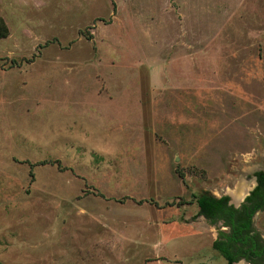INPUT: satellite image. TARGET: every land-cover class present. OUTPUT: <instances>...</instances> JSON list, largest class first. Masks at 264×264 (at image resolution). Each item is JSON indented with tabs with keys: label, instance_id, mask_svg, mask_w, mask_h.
Returning <instances> with one entry per match:
<instances>
[{
	"label": "rangeland",
	"instance_id": "1",
	"mask_svg": "<svg viewBox=\"0 0 264 264\" xmlns=\"http://www.w3.org/2000/svg\"><path fill=\"white\" fill-rule=\"evenodd\" d=\"M0 15V264H227L193 194L264 170V0Z\"/></svg>",
	"mask_w": 264,
	"mask_h": 264
},
{
	"label": "trees",
	"instance_id": "2",
	"mask_svg": "<svg viewBox=\"0 0 264 264\" xmlns=\"http://www.w3.org/2000/svg\"><path fill=\"white\" fill-rule=\"evenodd\" d=\"M8 35V25L0 15V38H5ZM254 175L257 184L251 190L250 194L246 196L241 208H234V206L228 205L230 197L227 194L219 197L207 191L193 194V199L198 207L199 214L213 222L223 218L228 224H231L234 211L235 214L236 212L240 213L239 217L235 219V230L230 233H223L220 238L213 241V248L219 251L226 259L227 264H233L235 260L228 247L229 243L238 241L243 245H249L251 250H255L258 246L256 243H252L251 237H259L260 235L258 232L252 235L250 234V230L252 229L253 215L258 210H264V170H257ZM260 253H264V248L260 250Z\"/></svg>",
	"mask_w": 264,
	"mask_h": 264
},
{
	"label": "flooded vegetation",
	"instance_id": "3",
	"mask_svg": "<svg viewBox=\"0 0 264 264\" xmlns=\"http://www.w3.org/2000/svg\"><path fill=\"white\" fill-rule=\"evenodd\" d=\"M256 184H257V180H256V177H255V184L248 191L249 194H250L251 190L256 186ZM249 194H247V195H249ZM246 196H244V198L239 202L238 205L236 203L235 204L231 203L230 200L228 202V205H232V206H234V208H241L242 204L245 202ZM259 211L260 210H258L253 215L252 229L250 230V234H252V235H254L257 232L259 233V235H260L259 237L258 236L257 237H251L250 236L252 243H256V245H258V246H257V248L255 250H253V249L251 250L249 245H243L241 242H238V241H235V243H229L228 247L230 249L231 255L235 259L233 264H239V263H241V264H264V253H260V250L262 248H264V238L262 237V235L260 234L258 229L255 227V223H254V218H255L256 214ZM239 215H240L239 212H236V214H235V211H234L233 219H232L231 224H228V222H226V220L223 219V218L217 220V222H219L220 225H221L219 233H218V238H220V236L223 233H230L233 230H235V228H234L235 219H237L239 217ZM206 219H208V218H206ZM209 221L213 222L211 220H209ZM212 246H213V244H212ZM251 246H252V244H251Z\"/></svg>",
	"mask_w": 264,
	"mask_h": 264
},
{
	"label": "bare ground",
	"instance_id": "4",
	"mask_svg": "<svg viewBox=\"0 0 264 264\" xmlns=\"http://www.w3.org/2000/svg\"><path fill=\"white\" fill-rule=\"evenodd\" d=\"M247 189L248 187L246 184L242 183L238 186L237 189L233 191L234 200H236V202L241 200L246 195Z\"/></svg>",
	"mask_w": 264,
	"mask_h": 264
},
{
	"label": "water",
	"instance_id": "5",
	"mask_svg": "<svg viewBox=\"0 0 264 264\" xmlns=\"http://www.w3.org/2000/svg\"><path fill=\"white\" fill-rule=\"evenodd\" d=\"M247 194H249V192H247L246 195H247ZM246 195H245V196H246Z\"/></svg>",
	"mask_w": 264,
	"mask_h": 264
}]
</instances>
